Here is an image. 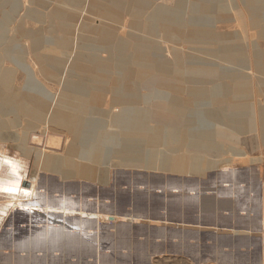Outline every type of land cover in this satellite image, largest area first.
<instances>
[{"label": "rangeland", "instance_id": "1", "mask_svg": "<svg viewBox=\"0 0 264 264\" xmlns=\"http://www.w3.org/2000/svg\"><path fill=\"white\" fill-rule=\"evenodd\" d=\"M92 1L0 0V171L10 173V163L16 162V158L21 160L22 167L25 166L20 171L21 179L18 177L21 193H17L15 200L12 201L6 194H0V264H264V85H258L254 74L250 91L246 93L247 89L242 92L243 99H235L236 105H244L245 108L239 118L232 120V130L224 125L225 118L222 114L234 105L227 87L219 89L223 95L220 100L227 99L229 102L225 108L218 111V107H214L213 103L215 95L219 99L218 89L210 93L194 91L191 94V83H184L188 82L186 78H191V75L188 76L191 71V55L203 57L204 54V46L191 45V26L193 30L198 25L203 27L200 23L191 25V7L198 8L197 13L202 12L203 8L200 7L199 11V7L191 5V0H117L126 2L124 11L119 15L116 13L115 16L107 17L96 11ZM199 1L202 6L211 2ZM129 2L133 4L127 9ZM194 5L201 6L195 3ZM156 13L166 15L167 22L177 23L175 38H168L169 34L163 26L146 30ZM237 17L245 33L249 27L245 17L240 11ZM134 21L140 24V31L134 30ZM101 27L112 30L113 34L109 39L127 40L130 49L122 54L116 42H112L113 45L108 47V37L100 38L98 29ZM207 31L210 32V29ZM34 36L43 41V48L49 49V52L36 48ZM236 36L238 38L226 35L219 37L227 44L247 40L246 35ZM135 37H140L143 45L148 44L145 49L154 46L148 53L149 57H138ZM63 43H67V46H62ZM79 54L90 59L95 56L101 59L106 71L100 72L96 67L90 66L86 69L76 65ZM243 56L238 48L236 60L241 62ZM226 59L227 62L231 61L230 70L220 66L213 70L219 69L227 74L235 72L237 68L240 70V63ZM83 64L89 66L88 63ZM161 67H167V71L162 72ZM130 68L147 74V83H139L141 80L138 79L134 80L136 83L126 82L124 76L129 75ZM163 73H168L170 78L165 77ZM261 73L264 77V70H261ZM171 78H174L175 80L171 81L176 83L160 84ZM214 78L220 79L217 76ZM98 79L122 80L97 84ZM151 80H155L153 86L149 85ZM35 82L52 94L54 103L39 94ZM100 89H103L100 91V100L97 104L92 101L94 108L84 107L82 104L89 103V99L95 98L92 93ZM133 90L138 101L130 105L128 94ZM205 94L210 101L206 104H195L189 112H192L190 118L187 115H171V123L164 124L165 129H160L161 125L155 123V111L167 101L173 98H192L206 102L208 97L204 96ZM26 97H31L32 101L37 98L39 103L45 104L41 117L33 110H41L35 104H32L33 109L22 104L23 100L27 101ZM69 98L76 99L75 106H69L73 103L67 101ZM156 104L160 106L157 107ZM96 106L110 110L112 116L102 113ZM180 109H183L180 110L182 113L185 110L184 107ZM121 110L126 112L122 113ZM186 110H189L188 107ZM210 112L216 113L217 116L213 117ZM164 113L171 114L170 111ZM52 115V122L72 115V118L75 117V123L71 121L70 125L66 126V119L57 125H42V122L49 121ZM202 116L215 123L217 128L219 126L225 135L235 137L234 143L223 141L210 144L211 147L222 150L219 157L214 156V161L232 157L231 154L227 158L223 156L225 151L221 143L239 144L232 146V151L244 150L247 154L240 158L244 153H235L234 155L239 156H235L229 163L227 161L223 170L222 166L213 169L217 171H209L206 177L202 172L201 176L194 177L193 183L187 182V178L193 175L185 178L162 175L174 180L171 186H150L143 181L149 179V176H159V173L136 167L121 170L128 169L123 166L110 169L102 183L84 180L80 186H77L78 181L63 186L61 184L66 183H63L62 176L43 169V164L48 159L65 158L72 153L75 155L70 152L72 145L78 150H89L93 143H97L101 132L111 135L117 132L151 135V139H156L154 142L161 138V147L157 148L159 151L165 153L170 150L174 155H184L188 151L183 149L181 152V146L189 148V144L172 145L165 142V145V136L169 130L180 129L182 125L191 124ZM99 120L105 124L94 127L92 122ZM212 123L205 125L198 121L195 127L211 130L215 127ZM49 140L52 141L51 144L48 143ZM113 144L120 143L115 141ZM134 163L138 164V161L134 160ZM138 170L148 171L145 172L148 178L140 179L142 174ZM37 175V181L32 182L33 177ZM109 180L110 185L104 186L109 184ZM211 180L219 182L217 191L208 190L215 184L213 182L210 185L208 182ZM223 181L230 187H223ZM12 183L9 182L6 188V192L11 195ZM192 189H198L201 197L231 196L227 198L238 202L236 209L242 213L241 222L236 225L235 216L225 212L222 216L221 213H202L199 206L193 207L190 201L183 202L182 198H178L193 197ZM30 190L33 195L25 192ZM129 196L134 198L131 205L125 201ZM11 202L39 206H43L45 202L52 211L55 210V214L52 212L51 216L66 224L49 222L44 215L29 214L26 209L23 211V207L10 210ZM56 208H60L61 212ZM3 211L5 213L2 214ZM82 213L99 214L101 218L82 216ZM129 213L135 215H127ZM141 213H145L149 221L138 216ZM112 217L114 222L110 220ZM53 218L51 217L52 220ZM253 220L255 225L252 224ZM217 223L221 225L219 229H210ZM121 225L130 227L125 230ZM145 225L163 230L145 233L142 227ZM49 227L64 234L61 236V242L52 244V247L47 243ZM256 229L260 231L255 232ZM234 234L248 239V244L239 248L236 255L230 252L229 247H219L221 240L218 238Z\"/></svg>", "mask_w": 264, "mask_h": 264}, {"label": "bare ground", "instance_id": "2", "mask_svg": "<svg viewBox=\"0 0 264 264\" xmlns=\"http://www.w3.org/2000/svg\"><path fill=\"white\" fill-rule=\"evenodd\" d=\"M92 4L96 8L97 12H99L100 14H103L107 17H109V16L111 17V16H115L116 13L118 15L121 14L122 10L124 11L126 2L117 1V0H93ZM132 4H133L132 2H129L127 9H130V7H131L130 5H132ZM106 11H108V12L106 13ZM207 11H208L207 8H204L202 10V12H207ZM132 26L134 27V30L140 31L141 26L138 22L134 21ZM155 26L165 27L166 32L169 34L168 38H175L176 37L175 34L177 33L176 28L178 25L175 21L174 22H167L166 15H164V14L160 15V13H156L153 21L149 22V24L147 25L146 30H148V29L152 30ZM195 28L197 30L194 29L192 32V34H193V36H195V38L197 37V35L203 36L206 33L209 34V31H207L205 29L202 30L203 27H195ZM98 30H99L98 32L101 36L100 38L107 39L106 37H108V39H109L110 37H112L113 32L111 29L101 27ZM98 32H96V34H98ZM201 33L203 35H200ZM33 38L35 41L34 43H35L36 48H43L44 47L43 46L44 44L42 45L43 41L41 42L39 37L34 36ZM135 38H136L135 39L136 41L134 40L135 41V48L137 47L139 50V51H136L138 57L141 59H145V58L149 57L148 53L154 48V46H148L145 49L144 47L147 46L148 44L143 45L140 37L139 38L135 37ZM220 41H221V42H219L220 45L225 46L223 49L227 50L224 54L225 58H230L231 60L235 61L237 58V54H238V47L236 46L237 44L235 42H233L232 44L231 43L227 44V43H225V41L223 39ZM108 42H109L108 47H111L113 45L112 42H116V45L119 48L118 50L122 54H125L130 49V44H129V42H127V40L122 41V40H115V39L111 40V39H109ZM63 44L64 45H62V46H64V47L67 46V43H63ZM68 50H69V47H68ZM42 51L43 52H49V49L43 48ZM77 58H78V61H76L77 62L76 65L84 66L86 69L90 68V66L96 67L100 72L106 71L103 68V64L101 63V59L99 60V58H97L96 56L92 57V59H90V58H87V57L79 54L77 56ZM109 58H111V56H109ZM236 61H237V64L240 63V62H238V60H236ZM84 62L88 63L89 66L84 65L83 64ZM161 68H162V72L167 71V67H161ZM140 70H144V69L140 68ZM168 73H163V75L167 78H170L167 76ZM189 75H192V76L194 75V76L203 77V78H214L215 76H217L220 79H229V80L234 81L233 85L227 87L228 92L232 95V99H233L232 101H233L234 105L232 106V108L230 110H226L222 113L224 118H225L224 125L230 127L232 130H234L233 129L234 124H233L232 120L239 118L240 115H242L243 110L245 108L244 105H242V106L236 105V103H234L236 101L235 99H238V97L241 96L242 92L249 89V85L245 81L246 76L243 74V72H241L238 68L235 70V72H233L231 74H227L226 72H223L222 70H219V69L206 70L205 68L204 69L200 68L199 70L198 69H192L191 71L188 72V76ZM146 77H148L147 74H145L139 70H135V69L131 70V68H130L129 69V75H125L124 80L128 83H136V81H137L136 79L141 80V81L143 80L142 82H145L147 80ZM153 79H155V78H153ZM134 80H136V81H134ZM154 82H155V80H153V81L151 80V83H149V85L153 86L152 83H154ZM34 84H35V87L38 90L40 95L46 96L47 98H49L50 101H53V103H54L55 99L53 98L52 94L49 91H47L45 88H43L37 82H35ZM220 92L221 91L219 90L217 93L219 96V99L215 95V99L213 102V103H215L214 107H218V111L220 110V108H225L229 102V100H227V99H222V101L220 100V98L223 96ZM96 97L98 98V95ZM26 98H27V101L23 100L22 104H25L30 109H33L32 104H35L41 110H35V109H33V110L36 112V115L38 117H41L44 113L43 108H45V104L42 105L41 103H39L37 101V98L34 101L31 100V97H26ZM129 98H130L129 100H130L131 104H134L138 101L137 98L135 97L134 90L131 92V95L129 96ZM75 100L76 99H74V98H69L67 101L68 102H74ZM29 101H32V102H29ZM209 101H210L209 97H208V100L206 102H204L203 100H197V99H192V98L191 99H185V100H183V99L178 100L176 98H173L170 101H167L165 104H163V106H161L157 111H155V115L157 116V118H155L156 119L155 123L161 125L160 129H165V127H166L165 125L171 123V121L169 119V117L171 115H174V116L178 115V116H183V117L185 115H187V117L190 118V115L192 112L191 113H189V112L192 111V108L195 107L194 106L195 104H198V103L206 104ZM53 103H51V104L53 105ZM82 105L84 107H87V106H89V103L86 102L85 104H82ZM155 106L158 107L160 105L156 104ZM182 107H184V109H185L183 111V113L180 112V110H181L180 108H182ZM187 107L189 110H186ZM165 111H167V112L170 111L171 114L166 113L168 116L165 117V115H166L164 113ZM85 114H87V113H85ZM90 114L94 115V113H90ZM210 114L213 117L217 116L216 113L210 112ZM60 116H62V115H60ZM53 117H54V115L51 116V119L49 121L42 122V125H46V126L48 125L49 126L50 123H51V125H53L54 123H56V125H57V124L61 123L62 121H65L67 119V123H66V126H67V125H70L69 123H71V121L75 120V117L72 118V115H68V116H66V119H64L63 116H62L63 118L57 117L58 119H60V118H62V119L52 122L51 120ZM195 117H196V115H195ZM209 117L211 118L210 115H209ZM133 120H134V118H133ZM196 121L197 122L201 121L205 125L212 123L209 120H207L206 118H204V116H202L200 119H196ZM196 121H193L191 124L187 123L186 125H182L183 127L180 129L179 128H173V129L169 130V132L165 136L164 144H165V142H166V144L168 143V144H172V145L189 144V148H186L185 146H181V149H180L181 152L183 151V149H185V150L187 149V151H188L184 155H179V156L174 155L173 152H171L170 150H168L165 153H164V151H159L157 148H158V146L161 147V145L159 144V143H161V138L159 140H157L156 142H154L156 139H151L152 138L151 135L139 134V133H120V132L115 133V135H111V134H106V132H101L99 137H98L97 143L96 144L93 143L89 150H84V149L78 150V148H76V147H74V145H72L70 147V152L71 151L74 152L75 155H73V153H72V155H68V157H65V158L59 157L57 159H48L43 164V169L46 171H49V172H54V173L62 176L63 180H69V179H74V178H83V179H87V181H90V182L97 181V182H101V183L104 181L105 178H107V174H108V171L110 169H113L116 167L121 168L123 166L125 168H128V169H135V167H136V168H145L148 170H156V171H160V172L165 173V174L173 173L174 175H176V174L196 175L198 173H201L204 170V168H206V169H210V167L212 168V165H210L209 162H207L208 158H206V157L208 156V154L211 156H213L212 154H215V157H219V155H220L219 152L221 153V151H222L221 148H218V149L213 148L210 146V144H216L219 142L223 143V141H230L233 143L235 142L234 136L225 135L223 133L222 129L219 128V126H218V128L216 127L215 123H212V124H214L215 127L213 129L209 130V129H204L203 127H201V128L195 127V125L197 123ZM60 125H62V124H60ZM50 140L48 143L51 144L52 141H50ZM115 141H121L122 144H113ZM105 143H108V144H105ZM164 144H163V146H164ZM71 148H73V149L71 150ZM44 149H45V147H44ZM171 154H173V155H171ZM134 160L138 161V164H135ZM227 161H228V163L231 162L232 158L231 159L229 158L227 160H216L213 163L220 165V164H225ZM14 163H10L11 167L19 174V175L16 174L19 177L20 173H21L20 172L21 169L24 168L25 166L24 167L21 166L22 162L18 158H16V162H14ZM90 164L92 166H90ZM37 179H38V175L33 177L32 182H36ZM18 181H19V179H18ZM18 181L13 182L11 184L10 192L13 193V195L14 194L16 195V193L19 194V192L21 191V184ZM25 192L26 193L30 192L33 195V192H31V190L25 191ZM34 196H35V194H34ZM36 196H39V195H36ZM35 201H36V199H35ZM67 202H68V200H67ZM67 202L65 204H67ZM27 204L24 205L21 202L16 203V204H12L11 209L13 210L15 207H17V208L23 207V211L26 209L29 214L30 213L31 214L37 213V214L44 215L45 219L46 218L49 219L51 217L53 218V216H51V215H52V212L54 213L55 210L52 211V209L49 208L50 207L49 205L44 204V206H42V205L39 206L38 204H34V205H27ZM53 206H51V207H53ZM54 208H55V206H54ZM56 209H58V208H56ZM59 209H58V211H59ZM59 212H61V211H59ZM56 214H59V213H56ZM65 216H67V215H65ZM82 216L93 217V218H97V219L101 218V216L99 214H94V213L93 214L84 213ZM89 219H92V218H89ZM54 220H56V219L53 218V220L50 219L48 221L53 222ZM64 224H66V223H63V225ZM48 230H49V233H48L49 237L46 236L47 234L44 235L45 237L49 238V240L47 242L48 245L49 244H56V242H61L60 240H61V236L64 235L63 233L61 234V232L54 230V229L51 230V227H49ZM57 234H59V235H57ZM44 240H45V238H44ZM52 246L53 245H51V247Z\"/></svg>", "mask_w": 264, "mask_h": 264}, {"label": "crops", "instance_id": "3", "mask_svg": "<svg viewBox=\"0 0 264 264\" xmlns=\"http://www.w3.org/2000/svg\"><path fill=\"white\" fill-rule=\"evenodd\" d=\"M194 3L200 4L201 6H196V5H194ZM191 5L195 8L199 7V11H201V8H203V9L208 8V11L206 13H202V12L197 13L196 11L198 8L192 9V7H191V25L193 23H200L203 26L202 30L210 29V32H211V33L209 32V34L206 33L204 35L201 33L200 35H203V36L197 35V37L195 38V36H193V34H192L193 28L191 26V45L197 44V45H202L205 47V50L202 51L204 53L203 57H196L195 54L191 55V70L192 69H198L199 70L200 68L201 69L205 68L206 70H213V68H217L218 66H220L223 69H229L230 70L232 67V65H230L231 61L227 62V59L224 56V54L227 50L223 49L225 47L224 45H220L219 42H221L220 40H222V38H220L219 36L226 35L228 37L233 38V37H237L236 35H239L241 37L246 35L247 40L245 42L239 41L238 43H236L237 44L236 46L240 49V51L244 55L241 59V62H240V64H241L240 71L243 72V74L246 76L245 81L250 85V87L246 93H248L250 91V88H251V85H253V82H254L253 79L255 76L257 77L258 85L263 87L264 77L261 73V70H264V0H211V2H209L207 4H203V6H202V2H200L199 0H191ZM239 11L242 12V14L245 17V22L247 23V26H249L247 31L245 30V33L242 31L239 18L237 17V13ZM197 27H199V25ZM239 40H243V39L239 38ZM200 62L202 65H200ZM200 66H203L204 68H202ZM254 74H255V76H254ZM173 79L174 78H171L168 80L166 79L160 84L176 83V82L171 81ZM186 79L188 82H186L185 80H184L185 82L184 81L183 82L189 83V84L191 83V94H193L194 91H196V92L203 91V92L210 93V92L214 91L215 89L219 90L220 88L223 89L224 87H229L230 85H232L234 83V81H232V80H224V79H216V78H203V77H198V76H194V75L193 76L191 75V78L188 77ZM119 80H122V79H109V80L108 79H105V80L98 79V82L97 81L96 82H97V84H108L110 82L119 81ZM142 81H140L139 83H147L146 81L145 82H142ZM70 83H72V82H70ZM81 83H83V82L81 81ZM101 90H103V89L96 90L97 92L92 93L93 95H95V98L89 99V101H90L89 104L91 106H88V108L89 107L94 108L93 102L97 104V102L100 100L99 96H101V93H102V92H100ZM172 90H173V88H172ZM98 92H100V93H98ZM177 93H178V91H177ZM97 95L99 98L96 97ZM128 95H131V93H129ZM204 96H207V95L205 94ZM243 98H244L243 95L238 97V99H243ZM75 102H76V100L73 103L69 104V106L70 107L75 106L74 105ZM129 103H130V100H129ZM130 105H132V104L130 103ZM96 107L102 113H106V114H109L112 116V113L110 110H104L106 108H103V107H100L102 109H99L98 106H96ZM111 109H112V107H111ZM121 111H123V110H121ZM125 112L126 111L124 110L123 113H125ZM98 115H101V114L98 113ZM102 122H104V121H100V120L98 122L93 121L92 125L94 127H97L99 125L100 126L104 125L105 123L103 124ZM96 123H97V125H96ZM106 130H107V128H106ZM119 143L122 144L121 141H119ZM76 145H79V144H76ZM220 145L223 147V150L225 151V154L223 156L226 158L229 154L232 155V157H230V159L231 158L233 159L235 156H239V155H234L235 153H237V154L244 153V155L239 156L240 158L244 157L247 154L244 152V150L235 152V149H234V151H232V149H231V148H233L232 146H238L239 144H220ZM227 146H228V149H227ZM236 149H238V148H236ZM212 155H213V157L208 155V159H207V162H209V164L212 165V168L211 167H210V169L204 168V170L202 171V172H204V177L207 176L209 171L211 173L212 172L214 173L217 170H213V169H219V167L222 166L221 169L223 170V168L225 166L224 164H220L221 166L218 164H214L213 162L215 160V158H214L215 154H212ZM116 169H119V168H116ZM121 170H131V169H121ZM14 171L15 170L13 168H11L10 173H8V174L0 171V194L8 195L12 201L15 200L17 193H16V195L15 194L14 195L8 194L6 192V188L9 185L8 184L9 182L10 183L14 182V180L16 182L19 179L18 178L19 174L16 171L15 172ZM150 171H153L155 173L160 174L159 176H149L148 175L149 179L144 180V181L142 180L143 182L147 183L150 186H152V185H156V186H160V185L169 186L170 185L171 186V183L174 180L170 177L179 176V177L185 178V177L190 176V175H181V174H176V175L165 174L162 172H157L155 170H150ZM138 172L140 174H142L139 176L140 179H142V177L144 179L148 178L145 174V172H148V171L138 170ZM201 173L190 176L192 179L187 178V182H189V183L195 182L194 177L201 176ZM16 174H18V175H16ZM162 175H167L170 177L165 178ZM209 177L207 179H209ZM207 179L205 180V182L207 181ZM84 180L87 181V179H83V178H74V179H69V180H63V183H66V184H61V185L64 186V185H68L67 183H69V182L78 181L79 183L77 184V186H80V185H82L81 183H83ZM155 181H157V183H155ZM213 182H215L214 185H212ZM208 183L210 185H212L211 189H208L210 192L211 191H213V192L217 191L216 188L220 187L218 181H212L211 180ZM87 184H91V183H87ZM109 185H110V180H109V184L104 185V186L108 187ZM221 185L225 188L230 187V185L225 184L224 181H223V183L221 182ZM177 187H179V186H177ZM223 190H222V192H223ZM197 191H198V189H192L193 197L181 196L178 198H182L183 202L186 200H187V202L190 201L189 203H191L192 204L191 206H193V207L199 206V209L202 213H211V214H217V213L220 214L221 213L220 215L222 216L225 212L230 216H235L236 225L239 224V221L241 222L240 215L242 213L236 209L238 202L235 203L232 199L227 198V197H231V196H228V195L224 196L223 195L222 197L221 196L220 197H218V196L201 197V196H199ZM20 193L21 192H19V194ZM223 197H225V198H223ZM43 200H45V198ZM125 201L128 202V205H131L132 203H134L133 202L134 198H133V196H129L128 198H126ZM12 204H13V202H12ZM10 205H11V203H10ZM43 206H44V204H43ZM10 210H12V209L10 208ZM3 213H5V211H3L2 214ZM130 214L135 215L134 213H129L127 215H130ZM144 214L145 213H143V214L141 213V215H138V216L143 218V220H145V221H149V218L147 217V215H144ZM46 219L50 220L51 218H49V219L46 218ZM125 221H127V220H125ZM128 221H131V220H128ZM212 224H211V226H212ZM252 224L255 225V220L252 221ZM263 224H264V222H262V225ZM220 226L221 225L217 223L216 225L210 227V229H219ZM120 227H123L126 230L130 226L129 225H121ZM142 227H143V229H145V233H147V231H153V230L162 231L163 230V229H152L147 225L142 226ZM259 231H260V229H256L255 232H259ZM243 237L244 236H239L238 234H234V236L223 235L221 237H218L219 240H221V243L219 242V245H220L219 247H222V246L229 247L231 250L230 252H232L233 254L235 253V255H236L237 250L239 248H243L244 245L248 244L247 243L248 239L243 238Z\"/></svg>", "mask_w": 264, "mask_h": 264}, {"label": "water", "instance_id": "4", "mask_svg": "<svg viewBox=\"0 0 264 264\" xmlns=\"http://www.w3.org/2000/svg\"><path fill=\"white\" fill-rule=\"evenodd\" d=\"M111 222H114V218H110ZM53 223H57V224H63L61 221H57V220H54ZM52 245V244H51ZM56 245V244H55Z\"/></svg>", "mask_w": 264, "mask_h": 264}]
</instances>
